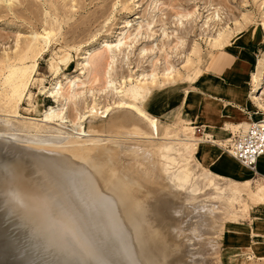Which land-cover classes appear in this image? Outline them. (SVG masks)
<instances>
[{
  "label": "rangeland",
  "instance_id": "obj_1",
  "mask_svg": "<svg viewBox=\"0 0 264 264\" xmlns=\"http://www.w3.org/2000/svg\"><path fill=\"white\" fill-rule=\"evenodd\" d=\"M187 11L194 12L197 17L185 23L182 28L177 27V14ZM215 11L221 18V23L212 31L203 29L205 18ZM144 22H152L154 25L152 32L145 31L153 40L138 39L136 42L133 39L134 29L139 23L144 26L146 24ZM127 25L132 26L129 30V34H132L131 41L127 43L129 48H123L121 54L115 56L110 73L111 79L114 88L120 90L121 85L124 87L120 96L126 102L138 105L148 115L158 120V136L148 137L143 141L118 136L115 138L127 146L153 153L152 162L156 172L165 178H174L186 187V191L178 192L160 181L152 182L149 176L147 178L142 165L144 152L136 157L126 153L119 155L121 180L126 185L131 181L140 183L145 189H153L156 196L163 201L169 200L178 203L181 207H186L195 201L194 199L203 202L200 204L201 211L195 209L188 213L189 218L186 223L190 227V234L183 242L187 246L189 259L195 264H264V205L255 204L247 197L250 190L255 191L260 183H264V179L255 177L246 170L248 177L253 176V180L248 184L247 179H238L222 169L227 168L226 166L217 168L220 167L218 163L221 158L227 157L232 160L224 153L223 148L222 151L216 150L219 152L218 156L212 153L214 147L219 148V144L227 142L232 135L241 134L244 127L239 126V130L226 126L223 128L224 123L220 121L223 115L218 113L220 129H216V132L210 131L211 124L201 121L206 114L201 113L200 107L189 106L193 101L190 98L193 91L203 98L204 95H211L209 90L215 86L212 72H215L220 83L224 84L232 76L226 67L206 71L209 57L216 51H224L223 62L224 60L239 62L237 73L242 68L239 60L243 59L244 71L240 77L247 100L242 103L248 110L254 109L253 115H250V119L244 117L239 106L232 104V100L227 98H217V100L231 103L238 109L242 119L235 120L233 124L249 126L248 122L264 120V112L250 103L252 77L259 59L264 55V0H0V136L6 135L7 138L19 140L29 148L41 146L52 151L68 149L76 137L74 135L73 140L61 134V137H65L62 142L53 138L56 134L51 131L54 127L60 126V121H44V113L50 108L53 111L66 109L64 112L68 123L63 127V131L70 134H75V129L80 124L91 138L106 140L112 136L110 133L114 125L128 124V120L132 117L125 110H111L105 117L97 114L84 121L74 120L76 113L86 117L93 103L98 105L96 108L112 107L113 101L117 99L110 94L109 89L104 91L100 86L96 88L90 85L86 78L87 74L80 75L82 63L80 59L85 51L95 54L102 42L115 43L117 36L128 29ZM221 28L228 32L226 38L230 37L231 44L212 47L209 37H213L216 29ZM162 29L172 36L173 40L164 41L161 37ZM173 32L182 40L178 53L168 50L175 43ZM45 33H50L49 41L44 38ZM142 33L145 34L144 30ZM160 46H163V49ZM141 48L147 50L143 55ZM165 49L168 53L167 63L179 69V74L169 82L159 80V84L152 90L144 89L142 92L134 87L135 78L139 74L149 73L153 68L156 72L162 71ZM185 55L190 58L189 63H185ZM153 58L155 62L152 67L150 61ZM197 61H201L200 65ZM11 73L12 76L9 77ZM76 80L85 84V88L78 91L85 92L92 89L94 97L86 93V96L81 95L65 106L62 100L59 103L54 102L50 97V91L53 88L57 89L56 82H60L61 87L65 89L69 81ZM16 85L19 87L24 85V87L18 92L21 94V100L14 108L8 96ZM181 119L186 120L189 126L203 128V131L210 134L211 142L214 144L199 142L196 138L199 137L198 133L196 136H189V132L181 127ZM73 120L77 126L69 123ZM89 122L97 127H104L103 132L88 134ZM170 126L175 127V132L171 136L174 141L162 144L160 139L162 132ZM11 127L18 132L15 134L8 132L7 128L11 129ZM160 150L165 152L164 157ZM185 153H188L189 159L179 157ZM233 163L238 165L235 161ZM241 169L245 171L244 168ZM188 170L190 175L187 176ZM233 183L241 184L240 191L236 202L229 205L224 202L232 199L234 195L222 193L226 192V187ZM191 188L194 193L200 192L201 195L195 198L193 193L187 191ZM12 192H0V207L2 205L0 214L3 215L0 216V264H50L48 260L53 257L52 252L54 263L71 264L72 261H76L73 251L65 248L66 244L56 237V231L49 226V222L28 215L25 207L17 202L19 200L16 199L17 194L13 192L15 195L13 196ZM11 204L12 206H9ZM210 205L219 210V213L213 217L207 213ZM223 209L228 212V216L223 214ZM6 212H9L8 216L5 215ZM9 215L16 217L17 222ZM33 226L37 229L35 230ZM39 226H41L40 230H38ZM33 229L39 231L37 233L39 238L36 232L31 234ZM55 250L61 253H56ZM75 264L89 263L75 262Z\"/></svg>",
  "mask_w": 264,
  "mask_h": 264
},
{
  "label": "bare ground",
  "instance_id": "obj_2",
  "mask_svg": "<svg viewBox=\"0 0 264 264\" xmlns=\"http://www.w3.org/2000/svg\"><path fill=\"white\" fill-rule=\"evenodd\" d=\"M177 15V27L180 28L185 26V23H188L191 19L197 17L194 12L188 11L186 13H178ZM205 19L203 23L205 27L203 29H207L208 31H212L222 21L216 11L209 14ZM144 26L145 29H143ZM144 26L139 23L136 29H134L135 34H133V39L136 42L138 39H151L152 36H149L145 31L152 32L154 25H152V22H148ZM126 27L128 29L117 36L115 43L107 44L102 42L99 45V50L95 54H90L88 51H85L80 59L82 62L80 64V75L85 76L87 74L86 78L90 85H93V87L100 86L102 88L101 90L104 91L109 89L110 94L116 96L117 99L113 101L112 107L96 108L98 105L93 103L88 109L86 117L85 115L76 113L74 120L81 121L82 119L84 121L88 117L97 114L105 117L111 110H125L132 117L128 120V124L114 125L111 128L110 134L112 136L110 139L102 140L88 136L82 128L83 126L81 127L80 124L77 126V123L73 120L69 121V123L77 126L75 129L76 133L70 134L63 131V127L68 123V118L64 112L66 109L61 108L53 111L50 108L44 113V121H60V126L54 127L51 131L53 134H56L53 138L62 142L65 140V137H61V134H63L73 140L75 135L76 139L72 141L73 143L68 149L52 151L41 146H37L38 148H29L19 140L7 138L6 135L0 136V192L13 191L18 196L16 199L20 200L17 202L25 207V212L28 215L35 219H46L49 222V226L56 231V237L60 241H63L66 244L65 248L73 251V254L76 256V261H72L71 264H75V262H87L89 264H195V262L189 259L187 246L183 242L185 237L190 234V227L186 223L189 218L188 213L195 211V209L198 212L201 211L200 204L203 202L199 199H194L195 201H192L186 207H181L178 203L169 200L163 201L156 196L153 189H145L141 187L140 183L131 181L130 184L126 185L121 180L119 174V170H121L119 165L120 154L124 155L126 153L136 157L139 153L144 152L142 165L147 178L149 176L152 182L160 181L165 186L178 192L186 191V187L174 178H165L159 172H156V168L152 162L153 153L149 151L145 152L138 147L127 146L115 138V136H118L143 141L148 139V137L158 136V120L154 116L148 115L138 105L126 102L120 96L122 93L121 89L124 87L121 85L120 90L114 88L111 79L110 73L115 62V56L121 54L123 48H129L127 43L131 41L132 34H129V30L132 26L127 25ZM143 30L144 35L142 33ZM227 33L223 28L216 29L214 36L209 37V41L212 42V47L231 44L230 37L226 38ZM161 35L164 41L172 39V36H169L163 29ZM172 35H175V43L168 50L178 53L179 48L182 46V40L177 38L174 32ZM44 38L49 41L50 33H45ZM160 48L163 49V46H160ZM166 49L164 50V65L162 71L156 72L153 68L149 73H141L137 77L135 76L136 85L134 87L142 92L144 89L152 90L159 84V80L169 82L179 74V69H175L167 63L168 53ZM145 52L147 50L141 48L142 55ZM155 58L150 61L152 67ZM184 59L185 63L191 61L188 55H185ZM197 62L200 65L201 61ZM11 76L12 73L9 74V77ZM130 79L129 82L131 81ZM78 81H69L65 89L61 87L60 82H56L55 87L57 89L55 90L53 88L50 91V97L56 103L62 100L65 102L64 106L78 99L81 95L86 96V93L94 97V93L91 91L92 89L85 92L78 91L85 88V84ZM21 87H24V85L20 87L16 85L9 93L8 99L14 108L17 107L21 100V94L18 93ZM252 88L250 99L261 112H264V55L259 59L256 72L252 77ZM104 91L102 92L105 94ZM87 96L91 98L89 95ZM252 123H257L264 128V120L262 122ZM181 127L189 132V136L193 137L195 135V127H188L186 121L181 120ZM243 127L244 131L242 132H245L248 125L247 127ZM232 129L239 130L237 127H233ZM103 130L104 127H97L90 123L87 132L88 134L102 133ZM7 131L14 134L18 132L17 130H13L12 127L11 129L7 128ZM174 132V126L165 128L160 138L163 142L162 144L173 142L174 139L171 136H173ZM204 137H208V140L204 141L203 139L196 138L199 142L203 143H209L211 141L210 136L207 134H204ZM229 140L220 143L219 148L214 147L215 149H212L214 156L219 155V152H216V150L219 151L218 149H221L222 151V148H225ZM160 151L164 157L165 152ZM179 157L189 159L188 153L180 155ZM221 159L223 161L220 160L218 163L220 167L217 168L221 169L226 166L227 168L222 169L233 174L238 179L248 178L246 173L247 169L243 166H238V163L236 165L227 157ZM241 168H244L245 171ZM188 175H190V170H188ZM239 185L241 184L233 183L226 187V192H221L223 195H234L232 199L230 198L224 203L230 205L232 202H236L240 191ZM187 191L193 193L195 198L201 195L200 192L194 193L193 188L187 189ZM14 194L13 196H15ZM247 197L255 204L264 205V186L258 187L255 191L250 190ZM9 206H12V204ZM12 212L15 214L14 211ZM222 212L228 216L227 211L223 209ZM8 213L5 215L8 216ZM207 213L213 217L219 213V210L210 205ZM9 216L12 219L13 216ZM13 218L16 220V217ZM13 222L14 219L12 220ZM22 226L24 225L22 224ZM40 227L38 230L41 229ZM9 228L11 227L9 226ZM29 228L31 229L32 227L30 226ZM34 229L30 233L33 235V232H36V236H38L37 233L39 231H35L37 228ZM220 236L222 237V234ZM56 253H61V251H56ZM52 255L53 257L50 255L51 258L48 260L50 264H62L52 262V258H54L53 252ZM66 264L68 263L66 262Z\"/></svg>",
  "mask_w": 264,
  "mask_h": 264
},
{
  "label": "crops",
  "instance_id": "obj_3",
  "mask_svg": "<svg viewBox=\"0 0 264 264\" xmlns=\"http://www.w3.org/2000/svg\"><path fill=\"white\" fill-rule=\"evenodd\" d=\"M224 54H225L224 51H216L214 54H212L211 57H209V62L207 65L208 69L206 71L209 72L212 70H216L218 68L226 67L228 69L229 74L232 75V76H230L229 80L226 82L227 85L224 83H220V81L218 80L217 74L215 72H212V74H213L212 76L215 79L214 88L217 90H220V91H217L214 88H212L209 90L211 95L210 96L204 95L205 96L204 98L202 97V95L193 91V93L190 96V98L193 101L190 102L191 104L189 106L191 108L200 107L201 113L206 114V116L204 118H202L201 121L204 123L211 124L212 129H210V131L213 130L215 132L220 129L219 128L220 121H222L221 123H224V124H222L223 128H225V126H226V128L237 127L238 129H239V126H246L247 127V125H245V124H240V123L233 124L232 123L235 120H241L242 119V117L240 116V113L238 112V109L232 105L233 103H235V105L237 104L239 106V108L242 111L241 114L246 118L249 117V119H250V115L251 114L253 115V110H254L253 108H250V110H248L247 108H245V105L242 103L243 101L247 100L246 92H245L243 85H241L242 79L240 77V74L244 71V65L242 63L243 59L239 60L240 63L242 64V68L237 73L239 62L235 63V61H231V60H227V61L224 60V62H223L222 57ZM226 62H228V64H226ZM202 73H203V71L200 73V76ZM204 73H207V72L204 71ZM195 82L196 81H194L193 84H195ZM189 90H190V87H189ZM217 98H227L228 100H232V104L231 103H222L221 101H218ZM250 103L253 106H255L251 100H250ZM208 111H210V112L207 114ZM218 113L220 115H223L222 116L223 118L220 121L218 119L219 118ZM184 121H186V120H184ZM248 124H251V123L248 122ZM186 125H187V121H186ZM187 126L189 127V125H187ZM192 127H194V126H192ZM195 128H199L204 134H207L208 136H210V134L203 131V128L197 127V126H195ZM231 131L232 130L230 129L229 132L231 133ZM209 143H212V145L214 144V142H211V141ZM251 175H255V177H262L264 179V154L257 159L256 165H255V173L254 174L251 173ZM251 180H253V176L248 177L246 182H248V184H250ZM260 186H264V183H260L255 189H257Z\"/></svg>",
  "mask_w": 264,
  "mask_h": 264
},
{
  "label": "built area",
  "instance_id": "obj_4",
  "mask_svg": "<svg viewBox=\"0 0 264 264\" xmlns=\"http://www.w3.org/2000/svg\"><path fill=\"white\" fill-rule=\"evenodd\" d=\"M196 133L199 135L197 138L208 140L199 128H194V134ZM223 151L230 159L254 174L256 161L264 154V128L251 123L244 133L233 136Z\"/></svg>",
  "mask_w": 264,
  "mask_h": 264
}]
</instances>
